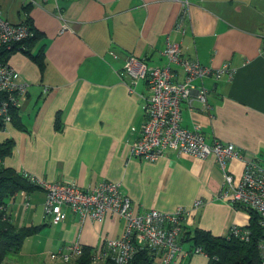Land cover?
I'll return each instance as SVG.
<instances>
[{"label":"crops","instance_id":"1","mask_svg":"<svg viewBox=\"0 0 264 264\" xmlns=\"http://www.w3.org/2000/svg\"><path fill=\"white\" fill-rule=\"evenodd\" d=\"M35 1L0 0V14L12 24L21 23L22 8L30 4L31 22L42 34L33 52L43 45L45 55L43 70L19 50L6 60L14 82L26 86V92L18 106L22 129L12 122L0 129V142H13L3 166L81 188L120 183L137 213L190 209L199 200L184 223L190 231L198 228L221 237L232 225L246 226L247 212L218 197L222 172L213 156L166 151L150 162L130 154L149 92L144 80L130 82L120 71L129 56L149 66L167 65L162 53L167 37L179 44L184 58L213 69L228 65L230 77L194 81L206 89L208 106L192 95L190 103L180 104V124L198 127L207 143L233 144L241 156L228 160L226 170L235 180L247 162L264 170V0ZM185 3L182 32L176 24ZM63 24L67 29L60 32ZM170 67L182 80V68ZM57 115L60 130L55 128ZM44 196L39 187L21 189L7 199L4 216L17 228L40 226L33 235L44 234V243L58 252L78 242L92 254L123 232L124 221L116 214L80 221L68 208H63L61 222L51 224L44 215ZM194 259L208 261L197 254L181 264H194Z\"/></svg>","mask_w":264,"mask_h":264},{"label":"built area","instance_id":"2","mask_svg":"<svg viewBox=\"0 0 264 264\" xmlns=\"http://www.w3.org/2000/svg\"><path fill=\"white\" fill-rule=\"evenodd\" d=\"M30 1L36 3L35 0ZM183 5L185 7L176 24V30L182 32L187 16L186 3ZM65 29L67 26L63 24L60 32ZM30 34L25 24H12L0 14V47L10 48ZM162 53L167 59V65L149 66L143 60L129 56L120 71V75L130 82L144 80L149 92L145 98L144 120L137 139L130 144V154L150 162L162 157L166 151L189 154L200 159L213 156L222 172L218 197L233 207L240 204L255 210L259 215L260 225L264 228V170L254 162H247L240 178L235 180L226 170L228 160L241 156L233 144L220 140L207 143L198 127L189 130L180 124V104L190 103L192 95L205 108L208 106L206 89L203 86L197 88L194 81L210 76L215 79L222 75L230 77L232 70L226 64L213 69L182 57L179 44L168 37ZM112 56L117 58L114 53ZM170 64H177L182 68V80L175 78ZM13 76V68L7 62L0 61V92L5 93L6 97L0 103V119L5 124L10 122V105L19 106V101L26 92V86L15 83ZM24 176L43 189V211L51 224H57L65 218L63 208L76 213L80 221L85 218L100 220L108 213L116 214L124 221L122 234L116 239L105 240L100 250L91 254L89 264H128L139 249L149 251L152 264H181L183 260L197 254L207 257L200 247L184 249L180 243L184 223L200 205L199 200L190 209L179 207L170 213L151 209L137 213L131 199L117 182L101 181L94 187L81 188L75 182H47L29 174ZM25 204L28 205V202ZM227 234L242 240L249 237V231L237 225H232ZM258 249L264 264V239L259 242ZM81 254L82 246L73 242L65 251L52 254L51 257L67 263ZM0 264L18 263L3 259Z\"/></svg>","mask_w":264,"mask_h":264},{"label":"trees","instance_id":"3","mask_svg":"<svg viewBox=\"0 0 264 264\" xmlns=\"http://www.w3.org/2000/svg\"><path fill=\"white\" fill-rule=\"evenodd\" d=\"M30 4L24 6L22 11L24 19L21 23L28 26L31 34L20 42L13 44L10 48L0 47V61L6 62L10 53L21 51L27 55L40 70L45 65L44 46L41 45L36 52L33 48L42 38L39 32L32 24L29 16ZM5 93L0 92V103L5 99ZM10 122L17 128L22 129L18 115V106L10 105ZM60 117L57 115L55 128L61 129L59 123ZM5 123L0 119V129ZM12 140L7 139L0 142V260H3L10 252L18 251L24 240L35 234L40 226H22L15 227L9 219L4 216V206L8 198L12 197L17 191L25 190L29 192L37 185L32 184L21 173L12 168L4 167L2 160L10 154ZM235 209H242L249 215V221L244 228L249 231L247 240L232 235L214 236L210 232L194 228L192 231L184 226L180 237L181 245L183 242L189 244V249L200 247L208 257L207 264H262L258 244L264 239V228L260 225L259 215L251 208L244 207L240 204L234 205ZM91 257V251L87 247L82 248V255L78 257L77 264H88ZM152 259L147 249H139L135 252L128 264H152Z\"/></svg>","mask_w":264,"mask_h":264},{"label":"rangeland","instance_id":"4","mask_svg":"<svg viewBox=\"0 0 264 264\" xmlns=\"http://www.w3.org/2000/svg\"><path fill=\"white\" fill-rule=\"evenodd\" d=\"M45 240L46 238L44 234L41 236L31 235L24 240L18 251L10 252L4 259L8 261H10L9 259L15 260L20 264H67L61 259H52V254H56L58 250L45 244ZM183 247H187V244H184ZM193 262L194 264L199 263L195 259Z\"/></svg>","mask_w":264,"mask_h":264}]
</instances>
